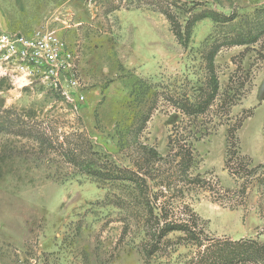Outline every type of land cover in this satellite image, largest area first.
Instances as JSON below:
<instances>
[{"label": "rangeland", "instance_id": "1", "mask_svg": "<svg viewBox=\"0 0 264 264\" xmlns=\"http://www.w3.org/2000/svg\"><path fill=\"white\" fill-rule=\"evenodd\" d=\"M263 29L264 0H0V35L57 40L55 64L0 56V264H184L197 248L178 233L144 254V198L209 239L264 243L260 170L226 169L232 137L250 168L264 164V35L249 42ZM211 78L216 96L191 114ZM177 146L191 150L188 178ZM80 157L139 171L148 196L85 174Z\"/></svg>", "mask_w": 264, "mask_h": 264}, {"label": "trees", "instance_id": "2", "mask_svg": "<svg viewBox=\"0 0 264 264\" xmlns=\"http://www.w3.org/2000/svg\"><path fill=\"white\" fill-rule=\"evenodd\" d=\"M264 35L263 31L258 35L250 39V43H256L259 38ZM252 36V35H251ZM241 45L247 43H240ZM212 89L211 92L207 96L206 102L204 104H197L195 106L187 107V111L192 113H198L206 110L209 107L210 102L213 101L216 93L218 91L217 82L215 78H211ZM11 129V127L8 126ZM25 131V129H21ZM45 141L48 145H51L50 138H46ZM178 149L175 152V156L179 158L177 162V169L179 173L185 177H187V170L190 168V164L192 162V153L190 148L187 149L185 146H177ZM142 149L147 152V155H152L151 157L157 158L159 161L164 160L163 157L158 154L155 150L142 147ZM79 163L84 164L83 172L85 174L96 177L97 179L103 180H111V179H121L127 180L130 183L135 184L136 190H138L140 195L148 196V189L141 177V173L139 171L132 172L128 169H108L103 166H98L94 168V166L90 165L91 161H86L84 163L83 158L77 159ZM244 160L246 165L242 162ZM250 160L247 157H244L240 154V149L237 147L234 137L230 139L229 148L227 152V160H226V169L228 173L235 177H244L251 178L255 172L260 170L259 176H263L264 178V164L250 168L249 166ZM77 163V162H76ZM141 182L143 184H141ZM131 183V184H132ZM188 183L193 184L196 187H202L208 191L214 193L215 189L212 186V181L206 179H202L200 177H195L189 179ZM217 184V183H216ZM222 191L221 189H218ZM226 194L235 193L240 194V196H244L245 188L236 190L234 192L224 190ZM214 199L219 202H225L227 197L219 195V192L214 193ZM142 202L146 213L148 214L147 218H145L144 229L147 237L149 238V242L143 244V251L147 257H151L154 253L159 250H164L172 241L165 239L173 233L180 234L176 237L177 245H187L191 244L197 248V252L190 257L184 264H264V243H260L254 239H245L238 241H228V240H214L206 237L202 230L198 226V220L193 216L189 215L186 219L176 220L169 219L167 217L166 211H164L165 215L154 214L149 198H144ZM141 203V202H140ZM204 236V238H203ZM206 243V245L204 244ZM204 247L202 250H198L199 248Z\"/></svg>", "mask_w": 264, "mask_h": 264}, {"label": "built area", "instance_id": "3", "mask_svg": "<svg viewBox=\"0 0 264 264\" xmlns=\"http://www.w3.org/2000/svg\"><path fill=\"white\" fill-rule=\"evenodd\" d=\"M56 42L55 37L48 36L43 43L36 45L33 41L20 36L11 37L8 34H2L0 35V56L4 61L18 56L19 59L26 62H37L39 59H43L47 63L55 64ZM54 68L55 65H52L47 73L50 75L56 74Z\"/></svg>", "mask_w": 264, "mask_h": 264}]
</instances>
